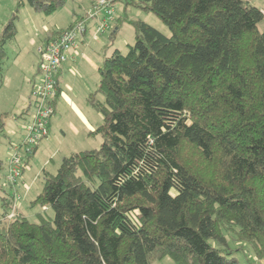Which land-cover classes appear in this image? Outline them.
I'll return each mask as SVG.
<instances>
[{"label": "trees", "instance_id": "1", "mask_svg": "<svg viewBox=\"0 0 264 264\" xmlns=\"http://www.w3.org/2000/svg\"><path fill=\"white\" fill-rule=\"evenodd\" d=\"M64 2L19 5L50 14ZM125 3L155 13L171 33L131 20L133 42L103 58L87 96L102 117L93 131L101 143L63 156L54 172L43 168L34 220L0 183V264L264 262V13L250 0ZM13 34L10 19L0 87ZM4 126L2 113L5 137Z\"/></svg>", "mask_w": 264, "mask_h": 264}, {"label": "rangeland", "instance_id": "2", "mask_svg": "<svg viewBox=\"0 0 264 264\" xmlns=\"http://www.w3.org/2000/svg\"><path fill=\"white\" fill-rule=\"evenodd\" d=\"M93 1L65 0L59 9L53 13L45 14L26 3L19 5V0H0V35L4 25L10 19L14 24V34L5 44L7 52L5 66L8 70L5 72L0 88V114H5V131L7 134L5 137L0 136V158L3 162V167L0 169V183L8 192L12 193L13 189H16L19 195L17 199L18 210L31 220L36 218L35 213L41 209L39 205L32 207L30 201L41 189L43 168L54 172L64 155L82 149H94L99 147L101 143V135L93 131L101 123L102 117L87 100L88 93L96 88L98 78L96 72L87 66H83L85 68L82 69L80 77L64 72L65 79L70 83L73 90L74 106H71L72 112L70 113L64 108L52 115L54 119L52 120V128L49 130L52 134L51 137L40 141L36 150L21 169L22 178L15 184L14 188L9 187L5 182L11 148L21 142L24 132L23 126L30 119L33 109L30 96L31 81L34 78L37 83L42 79L40 71L37 69L39 63L38 47L47 30L52 33L66 27L73 20L74 15H84L86 8ZM250 2L258 6L264 13V0H250ZM114 8L116 15L119 16L117 21L119 30L113 39L122 51L126 50L127 43H132L134 40L135 30L131 20L140 19L166 35L171 33L161 19L151 11L143 10L131 3L126 4L125 0H116ZM258 29H264V18L258 23ZM110 31L104 33L106 45L110 38ZM105 42L99 40L101 46H104ZM29 103L31 104L29 105ZM13 107L20 108L21 112L27 109L21 115L24 119H19L20 114H17L19 110L16 111L17 116L14 115ZM85 119L94 125L93 130H88L89 126ZM189 149L187 148L186 154L197 161L198 159L193 156ZM24 154V150L21 148L19 155L23 156ZM48 212L52 213L49 209ZM231 243L232 245L237 244V242L233 243L232 241ZM240 261L245 264L243 260ZM152 264H175V262L166 256L153 261Z\"/></svg>", "mask_w": 264, "mask_h": 264}, {"label": "built area", "instance_id": "3", "mask_svg": "<svg viewBox=\"0 0 264 264\" xmlns=\"http://www.w3.org/2000/svg\"><path fill=\"white\" fill-rule=\"evenodd\" d=\"M116 0H94L84 15L72 25L59 30L54 36L47 39L39 48V71L41 81L32 86L30 96L32 98L31 120L25 126V136L22 145L11 148L8 160L7 182L16 183L22 174V165L26 156L33 150L34 145L47 134V126L50 115L53 112L50 99L57 91V73L66 58V51L73 47L80 34H84L87 26L92 27V34L97 37L113 28L116 20L114 8ZM24 155H19L20 149ZM13 208L8 216H13ZM258 264H264L260 261Z\"/></svg>", "mask_w": 264, "mask_h": 264}, {"label": "crops", "instance_id": "4", "mask_svg": "<svg viewBox=\"0 0 264 264\" xmlns=\"http://www.w3.org/2000/svg\"><path fill=\"white\" fill-rule=\"evenodd\" d=\"M80 16H82V14L76 15V16L74 15L73 19H75L76 17L79 18ZM118 18H119V16H116V20L114 22V27L110 31V33H111L110 38L107 40V45L105 42L104 33L97 36V37H94L92 34V27L90 25H88L86 32L84 34H80L77 37V41H76L75 45L66 51V58L63 61V63L61 64L59 71L57 73L58 85H57V95H56L55 101L53 103V107H54V113L53 114H55V112H57V113L60 112L64 108H66L68 110V112L71 113L72 112L71 106H74V101H73L74 98L72 95L73 90H72L70 83H68V81H66L65 76H64V72H67V73H69L75 77H77V76L80 77L82 69L85 68L83 66H87L96 72V76H98L97 81H96V86H97V83H98V80L100 77L99 68L102 64L103 58L105 56L109 55L114 50V48H116V47L119 48V45L116 44L115 40L113 39L116 32L119 30V25L117 23ZM69 24L67 26H69ZM64 28H62V29H64ZM59 30H61V29H59ZM59 30H57V31H59ZM55 32L50 33V31L47 30L46 35L43 37L40 46L47 40L48 37L54 36L56 34ZM99 40H101L102 42H105V45L101 46V44L99 43ZM38 66H39V63L37 64V69L39 71ZM5 68H6V66H5ZM7 70H8V68L5 69V72ZM4 76H5V74H4ZM3 80H4V78H3ZM34 82H35V79L33 78L30 85L33 86ZM1 87H2V85H1ZM89 93H91V91ZM17 107H20V106H17ZM13 110L15 112L14 115L17 116V114H21V115L24 114L23 112L25 109L21 112L20 108L13 107ZM18 110H19V113L16 114V111H18ZM76 110H77V108L75 105V111ZM21 115H20L19 119L20 118L24 119V117ZM53 119H54V117L52 116L50 118V121H49L48 135L44 139H42L41 141L47 140L51 137L52 134L49 132V130H50V128H52V120ZM56 120H57V118H56ZM86 122L88 123V126H89L88 130H93L94 125L90 124L87 120H86ZM5 124H6V122H5ZM4 129H5V126H4ZM36 148H35V150H36Z\"/></svg>", "mask_w": 264, "mask_h": 264}]
</instances>
